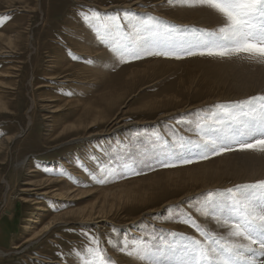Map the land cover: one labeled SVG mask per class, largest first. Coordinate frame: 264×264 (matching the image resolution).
Masks as SVG:
<instances>
[{
	"label": "rangeland",
	"instance_id": "374dc122",
	"mask_svg": "<svg viewBox=\"0 0 264 264\" xmlns=\"http://www.w3.org/2000/svg\"><path fill=\"white\" fill-rule=\"evenodd\" d=\"M182 6L188 5L0 0V264H81L75 253L95 247L94 239L113 264H141L121 242L167 243L173 233L203 239L182 222H197L202 198L187 193L194 181L168 173L205 160L179 145L198 141L197 125L221 111L210 102L228 85L213 81L226 78L185 61L156 64L169 58L146 55L147 45L137 48L142 58L120 55L111 45L132 47L131 26L102 42L81 15L130 10L144 20L161 18L181 36L186 27L215 29L179 23L189 17ZM82 43L106 47L108 60L100 58L107 62L100 65L97 51L90 56Z\"/></svg>",
	"mask_w": 264,
	"mask_h": 264
},
{
	"label": "snow or ice",
	"instance_id": "6c2138e0",
	"mask_svg": "<svg viewBox=\"0 0 264 264\" xmlns=\"http://www.w3.org/2000/svg\"><path fill=\"white\" fill-rule=\"evenodd\" d=\"M173 4L174 0H167ZM190 7H206L215 12L222 23L215 29H188L191 38H183L178 29L163 22L161 18L149 16L147 20L137 17L130 10L119 14H104L92 9L91 15L81 13L86 22L96 27L102 42L116 39L117 34L131 26L137 39L132 47L111 46L120 55L128 54L134 59L142 58L137 48H145L148 56L182 59L185 56H207L220 59L241 58L264 64V0H183ZM157 49V50H151ZM221 111L210 114L197 127L202 149L201 159L232 151L234 143L239 150L264 153V95L249 97L243 101L229 102L215 106ZM211 123H208V120ZM206 125V127H205ZM185 148L184 143H180ZM193 161L182 159L183 164ZM164 163L162 167H175ZM238 193L239 195H235ZM202 215L226 229V235H218L211 228H205L191 216L182 222L190 224L203 238L197 239L185 234H171L172 238L159 244L140 238L132 244L121 242V250L135 254L142 264H252L251 260L241 262L242 254L264 256V180L253 184L237 185L234 189L202 194ZM239 240L247 241L240 243ZM95 247H87L75 254L81 264H113L107 249L98 240ZM112 244V241H108ZM259 246V252L253 248ZM178 258V259H177Z\"/></svg>",
	"mask_w": 264,
	"mask_h": 264
},
{
	"label": "bare ground",
	"instance_id": "6f19581e",
	"mask_svg": "<svg viewBox=\"0 0 264 264\" xmlns=\"http://www.w3.org/2000/svg\"><path fill=\"white\" fill-rule=\"evenodd\" d=\"M160 2H164V1H160ZM179 10L181 13L183 12L189 15V17L187 16L184 17L182 15V17L180 18H176V20H178V22L181 24L183 23L191 24L194 22L196 23L198 22L199 25H205L210 28L212 27L216 28L222 23L220 17L215 12L207 9L206 7L197 6L191 8L190 6H182L179 7ZM186 28L184 29L185 35L182 37L190 39L191 34L188 32ZM87 40H92L90 35L88 36ZM90 42L93 41H89V43ZM89 43L87 45L85 43H82L79 46V48L82 49L83 51H86L87 53L90 52L89 53L90 56L94 55L95 54L94 52L97 51V54L99 56L98 63L100 65L105 64L107 61H102L101 60L102 58L100 57L106 59L108 58V56H110V54L106 50V47L105 48L101 47L95 50L93 46L89 45ZM93 43L95 44L96 42ZM160 60L161 61H156V64H159L160 62H164L166 65L173 63L179 64V61L181 63L182 61H185L187 64L193 63L198 70L200 69L204 71L206 70L205 68L213 69V67L218 69L226 79L219 81L218 80L219 76L216 75L215 78L216 80L213 81L214 84H217L218 86L219 84H226V86L227 85L228 86L227 88H223L224 91L220 87H218V89L221 90H217L216 92L214 91L216 94H214L213 96H216V99L210 102L211 103L210 105H215V104L218 105L225 101L226 102L241 101L244 99L246 100L249 97H253L257 95L260 96V94L264 95V64H260L255 61H250L241 58L220 59V58L207 57V56H203V57L198 56L193 58L173 59V60H171L170 58L169 59L162 58ZM198 64H201L202 66L205 65L206 67L202 68ZM97 73L101 74L102 73L101 69H98ZM230 74L233 76V78L229 77ZM208 123L210 124L211 120ZM196 139L199 142L196 141L191 145H189L188 142L185 143V145L187 146L185 150L186 152L187 151L194 152L195 150L199 151L198 153L202 152V149L195 147V144L201 143L200 136H197ZM230 146L235 148H233L232 151L224 152L223 154L216 156H211V154L208 153V155H210L208 159L202 160V162L190 164V166H187V169H184L185 171H183L182 169H180V171L178 169L177 171L174 170L170 171L168 175L170 177H173L176 174H180V177L176 176V180L178 179L183 180L184 178L185 179L189 178L193 180L194 182L192 186L189 187L187 193L192 192L191 195L198 193L195 196H199L200 198H202L203 193H207L210 191L216 192L218 190L223 191L229 188H235L232 186L252 184L250 182L255 183L258 180L264 179V153H259L251 150L242 151L239 150L238 146L234 143H231ZM181 173H184L185 177L183 175L181 176ZM184 191L186 190L184 189ZM199 191H202L200 192L201 194H199ZM235 195H239V194L235 193ZM202 211L203 209L201 207L198 212L193 213L197 215V222H199L200 225H202L205 228H211L213 231H216L218 235L227 234L226 229L220 228L218 225L214 223V221L209 219L207 216L202 215L201 214ZM50 226H51L50 223L47 224L45 226L46 230L49 229ZM238 242L247 243V241H243V240H239ZM253 248L257 249L258 252L260 251L258 245H253ZM239 259L241 262H244L246 260H251L252 264H264V256H259V255L251 256L250 254L245 253L242 254L239 257Z\"/></svg>",
	"mask_w": 264,
	"mask_h": 264
}]
</instances>
